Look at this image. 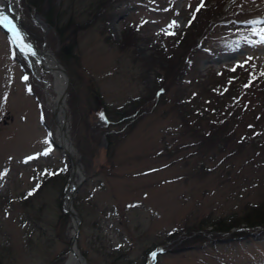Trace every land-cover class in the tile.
Here are the masks:
<instances>
[{"label": "rangeland", "instance_id": "374dc122", "mask_svg": "<svg viewBox=\"0 0 264 264\" xmlns=\"http://www.w3.org/2000/svg\"><path fill=\"white\" fill-rule=\"evenodd\" d=\"M96 1L50 0L59 19L91 22L71 36L66 65L57 28L28 0H12L20 30L68 79L67 134L84 175L71 201L83 264H264L261 239L219 244L226 234L211 235L215 222L264 205V23H254L264 21V0H125L111 19L93 21ZM233 68L241 69L227 76ZM160 79V101L117 124L114 112L157 97ZM41 88L34 65L0 31V264L66 262L61 204L71 168L48 143ZM201 225L204 243L182 232Z\"/></svg>", "mask_w": 264, "mask_h": 264}, {"label": "trees", "instance_id": "16d2710c", "mask_svg": "<svg viewBox=\"0 0 264 264\" xmlns=\"http://www.w3.org/2000/svg\"><path fill=\"white\" fill-rule=\"evenodd\" d=\"M29 1V6L35 11L36 14H38V17L41 18L42 22L45 23L46 25H49L52 27L57 28L58 34L62 37L64 34H66V39L67 44H64V40L61 37H58L60 43H63L62 45V50L57 54V58L64 62L66 65L68 64V61L71 59L72 53L75 49V43L74 39L71 38V36H77L81 32H85L89 29L88 25L90 26L89 20L86 22H76L74 19V16H71L69 18H62L59 19L58 15H56L55 9L53 5L51 4L50 0H28ZM125 0H97L95 4H97L95 7L92 9V19L95 21L99 16L105 15V19L109 20L114 16V7L120 5L123 3ZM218 10V9H217ZM122 13V12H121ZM123 14V13H122ZM121 15L119 14V17ZM204 24V26H203ZM207 24V19L205 18V21H203L200 30H201V35H204L205 32L207 31L206 28ZM192 31V30H191ZM180 34H176V37H178ZM70 39V40H69ZM190 48V47H189ZM187 64L184 65L182 69L178 72V76L176 78H182V76L185 75V69ZM172 67V66H170ZM178 69V68H177ZM241 68H233L230 70V72H226L225 74L228 76L231 72L238 71ZM176 69L169 68L166 72V75L164 79L168 82L169 80H172L173 78V73ZM226 76V77H227ZM163 80L158 81L159 84H161V89H159V95L155 97L154 94H150L146 97L140 96L137 98H133L131 102L126 105L127 107H123L121 110L114 112L115 113V121L117 124H121L125 121V119H130L135 120V118L138 116H141V114H144V111H147V107L151 108L152 106L156 105L159 101L163 93H165L164 87L166 86L164 83H162ZM179 79V80H180ZM159 80V78L157 79ZM164 85V86H163ZM217 85L218 84H213ZM231 85V84H230ZM211 88V84H209ZM221 89V88H219ZM222 90V89H221ZM186 104V103H185ZM184 103H181V108L184 111L185 107ZM226 122V120H222ZM42 122V121H41ZM43 123V122H42ZM219 123H213L212 126L215 128H218ZM213 134V132H211ZM210 132L206 134L205 138L210 137ZM64 158V157H63ZM64 162V161H63ZM66 164V161H65ZM67 165V164H66ZM66 167V166H65ZM65 218V217H64ZM252 219V220H250ZM210 222H206L208 225ZM213 231L211 232V235H215L217 233H222L226 234L230 232L233 229H242L240 231L232 233L231 237L227 236H222L218 242L219 244H224V243H230L231 241H251V239H261L262 242L264 243V205L259 206V207H250V213L245 216L243 219L240 220H235V219H229L226 222H220L217 221L213 225ZM243 227V228H242ZM204 225L198 226V227H192L188 228L185 231H182L189 239H192L193 241L197 240L198 243H204L206 242L205 235L206 234L204 231ZM245 229V230H244ZM261 230V231H260ZM177 235V234H176ZM169 236L168 238L171 240L175 238L176 236ZM216 240V239H215ZM214 240V241H215ZM254 241V240H253ZM213 242V241H211ZM210 243V242H208ZM179 251V250H178ZM154 263V262H153Z\"/></svg>", "mask_w": 264, "mask_h": 264}, {"label": "bare ground", "instance_id": "6f19581e", "mask_svg": "<svg viewBox=\"0 0 264 264\" xmlns=\"http://www.w3.org/2000/svg\"><path fill=\"white\" fill-rule=\"evenodd\" d=\"M8 4L9 6L10 5L12 7L14 6L12 3V0H0V12L6 15L9 18V20L13 23L12 20L14 16L16 17V15L10 11V7L8 6ZM5 29L12 36V40H13L12 33L8 30L7 27H5ZM21 33L23 36L24 44L31 48V52H29L27 48L21 45L19 41L13 42L14 46L15 48L19 50L20 53H22L23 55H26L29 58V63L31 65H34V68L38 73V77L40 78V85L43 87L41 89L45 90L44 93L48 94L47 95L48 107H49V110H51L50 113L52 116L51 127L57 129V127L61 125V131L64 134H66V137H67L65 139L67 148L73 158L70 164L71 172H70L69 182H68L66 192H65V199H66L72 187L74 186V184L77 182V180L81 176L80 169L77 164V159L76 157H74V154L72 153L73 151L70 145V139L67 134L68 129H67V119H66V114H65L66 113L65 108L64 106L62 108L60 107L64 100L63 93L66 91V88H67V82H66L67 78L66 79L64 78L63 71L60 68L58 62H56L54 58H50L49 54H46L44 50H39V49L32 47L29 40L26 38V35L22 31ZM56 117H59L60 119H57ZM64 264H83V263L81 259L78 257V255H76V252H74L72 254V257L69 260H66Z\"/></svg>", "mask_w": 264, "mask_h": 264}, {"label": "water", "instance_id": "95a60500", "mask_svg": "<svg viewBox=\"0 0 264 264\" xmlns=\"http://www.w3.org/2000/svg\"><path fill=\"white\" fill-rule=\"evenodd\" d=\"M9 6V4H8ZM10 11L16 15L13 7L10 5ZM13 24H17V20H16V17L14 16L13 18ZM18 26V24H17ZM0 29L5 32L9 39H12V36L9 34V32L2 26L0 25ZM32 47H34L32 45ZM46 52V51H45ZM22 54V53H21ZM46 54H49L48 52H46ZM23 55V54H22ZM24 57L28 58L26 55H23ZM50 58H54L51 54H49ZM29 59V58H28ZM56 60V59H55ZM58 62V61H56ZM60 68L62 69L63 71V75H64V78L66 79V73L64 71V69L62 68V65L58 62ZM62 75V76H63ZM67 81V88H66V91L63 93V103L61 104V108L64 106L65 108V99H66V94H67V90H68V79H66ZM51 111V110H50ZM57 119H60L59 117H56ZM52 120V118H51ZM53 137H54V140L53 141V145L54 147H56L58 150H60L62 152L63 155L66 156L69 164H71L72 162V155L70 154L68 148H67V145H66V141L65 139L67 138L66 137V134H64L62 131H61V125H59L56 128H53ZM78 164V162H77ZM79 166V164H78ZM80 167V166H79ZM84 180V175L82 174V176L77 180V182L74 184V186L72 187L68 197L66 199L63 200V203H62V211L68 216V223L69 225H71V235L69 237V245H68V255H67V258L66 260H69L71 257H72V254L74 252H76V255H78L77 251H76V248H75V238H76V234H77V226H78V219L74 213V211L71 209V201L77 191V189L79 188V186L81 185L82 181ZM78 257L81 259V257L78 255ZM82 261V259H81ZM83 263V262H82Z\"/></svg>", "mask_w": 264, "mask_h": 264}, {"label": "snow or ice", "instance_id": "6c2138e0", "mask_svg": "<svg viewBox=\"0 0 264 264\" xmlns=\"http://www.w3.org/2000/svg\"><path fill=\"white\" fill-rule=\"evenodd\" d=\"M202 6V5H201ZM197 11H199V7L197 8ZM254 23H264V21H255ZM176 24L175 21H173V24L170 25L171 26H174ZM0 25H4L5 27L8 28V30L12 33L13 35V42H16V41H19V43L21 45H23L25 48H27V50L29 52H31V48L28 47L27 45L24 44V40H23V36H22V33L21 31L17 28V26L15 24H13L9 18L4 15L2 12H0ZM10 25V26H9ZM167 34H174V33H167ZM262 75H264V73H262ZM23 79L27 80V77H23ZM29 91H31V89L29 88ZM159 95V93H158ZM47 154V153H45ZM37 187H39V185H37ZM35 191V189H33V192ZM33 193L32 192H29L28 195H32ZM155 255V254H153Z\"/></svg>", "mask_w": 264, "mask_h": 264}]
</instances>
